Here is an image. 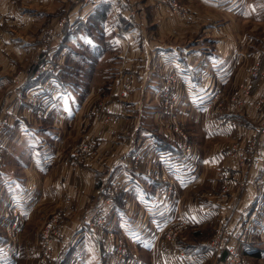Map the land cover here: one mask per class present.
Here are the masks:
<instances>
[{
  "label": "rangeland",
  "instance_id": "1",
  "mask_svg": "<svg viewBox=\"0 0 264 264\" xmlns=\"http://www.w3.org/2000/svg\"><path fill=\"white\" fill-rule=\"evenodd\" d=\"M75 1L78 13L73 17L72 0H0V23H4L0 40H11L7 53H0V73L11 77L8 84H0V137L11 136L9 147H18L17 156L9 157L3 167L7 144L0 140V264L13 260L15 264H135L152 258L156 263L153 253L158 242L174 258L179 252L180 263L187 255L185 245H191V252L207 242L209 250L198 263L214 264L220 251L211 243L221 222H231V216L241 219L240 225L231 222V226L246 230L245 240L252 246L248 253L238 248L241 258L264 264V188H255L264 176V0H117L108 23L78 26V41L71 39L74 31L69 28L77 23L70 24L84 1ZM141 4L146 9L139 8ZM4 7L13 14L1 15ZM119 9L122 16L137 14L140 22L124 23L126 41L136 45L137 35L145 38L135 46L139 59L129 56V66L124 61L130 48L113 45V49L102 37L89 39L86 30L94 35L113 33L111 22ZM17 14L24 21L15 20ZM147 38L167 44L160 47L163 54L172 46L190 52L203 49L198 62L202 65L222 48L230 55L232 68L220 80H230L219 82L214 93L209 87L211 99L198 103L193 93L196 83L183 82L180 69L149 75L147 58H152L151 70L158 59L153 51L142 57ZM87 40L104 44L102 54ZM137 61L144 67L138 75L132 68ZM170 76L175 80L172 87ZM9 96L13 113L20 116L4 110ZM23 96L24 107L14 103ZM10 124L18 131L9 136ZM24 146L36 147L31 155L36 165L27 164ZM251 146L255 148L250 152ZM241 149L246 152L243 159L238 156ZM261 156L255 166L254 159ZM218 160L219 171L208 166L202 172V165ZM229 164L237 165L230 175L224 169ZM4 169L11 174H4ZM195 172L202 173V181L183 189L179 176L192 177ZM234 176L235 185L229 182ZM213 201L225 216L230 214L197 226V217L203 218L205 205L212 206ZM247 211L249 221L244 217ZM162 220L154 251L139 249V242L136 246L127 239L132 237L126 232L130 224L148 234ZM71 223L75 228L67 234ZM91 225L99 240L111 233L116 247L105 251L95 242L94 248L88 239V246L97 252L91 255L87 244L83 247V231ZM22 247L24 256L18 259ZM109 252L114 259L106 263L103 259ZM222 252L225 262L227 253Z\"/></svg>",
  "mask_w": 264,
  "mask_h": 264
},
{
  "label": "crops",
  "instance_id": "2",
  "mask_svg": "<svg viewBox=\"0 0 264 264\" xmlns=\"http://www.w3.org/2000/svg\"><path fill=\"white\" fill-rule=\"evenodd\" d=\"M42 1H47V0H42ZM74 1L73 2V10H72V13L71 15L74 17L75 15H77L78 11H75L74 10L78 7V6H75L76 4V1L75 0H72ZM99 2H97L96 4L94 5H87V4H80L81 5V10H80V13L78 14V18H74L73 22L70 23V24H73L75 22H77L75 24V26L73 28H69L70 30H73L74 33H71L72 34V40H75V41H78L80 38H79V31L77 29H79V25L80 24H84V25H87V24H93L95 27L99 24V23H108L109 21H107V19L109 18L110 19V15L113 11V7L114 4L116 3L117 0H98ZM140 4V3H139ZM139 8L142 7V9H146V6L144 5H139L138 6ZM9 8H2L3 12L1 15H6L9 13V14H13V12H11V8L8 10ZM117 9V8H116ZM10 11V12H9ZM135 11L137 12L138 11V8L136 7ZM122 12H123V9H119V16L118 18H116L114 21H112L111 25L113 26L112 28V31L113 33L111 34H105L107 32H104V33H101V34H96L94 35L92 33V31L88 28L86 30H88V36H89V39H97L95 36H99V37H102L101 40H104V41H108L109 45H111V47L113 49L114 46H120L121 45L125 46L126 48H130L131 51L130 53L129 52H126L128 53V60L124 61V63L126 62V65L129 66L128 62H132V60L130 59L129 56L132 55V57H135L137 52L136 51V48L135 46L137 44H139V40L140 39H143L145 40V38L141 35H137L136 37L138 39V41L136 42V45H135V41L133 40L132 43H129L128 41H126V38L123 36V33H122V30H123V25L124 23L126 25H135V24H140L139 22V19L137 18V14L136 16H134V18H131L130 16H122ZM25 15V14H24ZM164 17V16H163ZM14 19L17 21H24L25 17H22L21 14H17L16 16H14ZM93 19H97L99 22L97 24L93 23ZM108 19V20H109ZM159 20V23L162 21L160 18H157ZM1 20L4 21V18H1ZM69 24V26H70ZM1 27L4 26V23L1 22L0 23ZM90 27V26H89ZM162 27V26H160ZM104 36V37H103ZM78 37V38H77ZM87 38V36H86ZM136 38V39H137ZM81 39H85L84 36H81ZM86 41V40H85ZM88 41V40H87ZM92 40L88 41V45H90L92 48L95 47L94 44L97 45L98 49L96 50L97 54H102V51L99 50L100 48H102L104 46V44H98V43H92L91 42ZM7 44V47L4 48V46ZM11 44V40H9L7 37H3V39L0 40V48H4L2 49V51H0V53L2 52H5L4 54L7 53L8 51V46ZM123 46V47H124ZM160 47H167V44H164L163 46V43L159 44V42H153V39L150 40L149 38H147V43L145 44V48H146V52H145V55L144 53H142V57H145V56H151V53H149L150 51L153 53H157L156 54V58L158 59L156 62H158L156 65H155V70H151L150 69V60L152 58L148 57L147 58V64H146V67L147 69H149V75L151 73V75H155V73L157 71H160V70H168V69H174V68H178L180 69L179 71L183 73V82H188L187 84L188 85H191L193 84L194 82L196 83V92H193L195 95V97H197L199 99V102L198 103H205L207 102V100L211 99V96L213 95V93L215 92V90L219 88V82H227L229 80H220V79H223V78H226L228 75H225V73L227 71H231V68H232V62H229V56L227 51H223L222 48H218L220 51V54H218L219 52H216L215 54H209L208 56L211 58L210 59V62L209 60L207 61H203L204 62V65H202L201 63H198L199 62V59L203 57H200V56H204V51L203 49L202 50H196L195 52H190L187 50V48H181L179 46L180 49H177L176 46H172V47H169V48H166V52L163 54L160 50ZM144 48V49H145ZM153 48V49H152ZM152 49V50H150ZM22 50V49H21ZM98 50L100 52H98ZM23 52V51H22ZM162 53V55H159L158 54ZM189 53V54H188ZM2 54V55H4ZM179 55V56H176V55ZM155 56V55H154ZM194 56V57H193ZM196 56V57H195ZM1 58V57H0ZM137 58V59H136ZM136 60L139 59V56H136L135 57ZM135 60V61H136ZM223 61V63H222ZM229 62V64H227ZM5 63V62H3ZM8 64V62H7ZM149 64V65H148ZM222 64H225V65H222ZM131 65V63H130ZM132 67V66H131ZM134 68V71H136L137 75L139 73H143V66H140L139 64V61L136 62L135 65H133ZM153 71L154 74L152 73ZM140 76H142L140 74ZM147 76V75H146ZM35 79H38L37 77H34ZM138 78V77H137ZM192 78H195L194 81ZM11 80V77H9V75H6L5 73L4 74H1L0 73V84L4 85V84H8ZM143 80V78H142ZM217 81V85L214 86V82L212 83L214 87H212L210 84L211 81ZM138 81V80H137ZM30 82L33 83V79L30 78ZM198 82V83H197ZM26 82L24 84V86H26ZM211 87V88H214L213 91L212 90H209L208 92H206V90ZM147 88H150L149 85ZM213 93H212V92ZM19 94L21 95L22 92L19 91ZM146 94H148V92L146 91ZM210 94V95H208ZM23 95V94H22ZM8 99V100H6ZM5 99V102H6V105L4 106V110H6L8 113H10V115L12 114L13 116H20L19 114H15L13 113V104H12V100H11V96H9L8 98ZM19 100H17V102H14L16 104H18L19 106H25V96H23V99L21 98L20 101L18 102ZM38 111V110H36ZM24 117V116H23ZM24 120H28L27 118H24ZM33 121H36V120H33ZM10 128L7 132V134H9L10 136V133L12 131H15V133L18 131L17 127H15V129L12 128V125L10 124L9 125ZM2 137H0V140H4L3 142L5 143L6 142V146H5V153L4 154H7L8 157L6 158V160L2 163L4 164L3 167H5L6 164H8V160H9V157H13V156H17V148L16 149H12L11 147H9L10 145V142L11 141H14L11 136L7 138V136L5 134H3V139H1ZM23 140L20 141V143L22 142ZM2 142V143H3ZM22 146V145H21ZM25 147V146H24ZM25 150L27 149L28 151H26V155L27 157L29 158L28 159V162L27 164H32L33 166L36 165L37 163L34 162L31 158V155H32V152L33 154L35 153L36 151V147L32 148V149H29L27 147L24 148ZM30 150V151H29ZM3 152H4V149H3ZM2 152V153H3ZM18 160L19 162H23V158L20 157V154L18 155ZM31 160L33 161V163H36V164H33L31 163ZM27 165V166H29ZM183 166H185V164H183ZM208 166H210L209 168H212V169H216L217 171H219V169L217 167H220L221 164H220V161H216V164L213 163V164H207V165H202L200 168L202 170V172H205L208 170ZM2 167V168H3ZM207 169H204L206 168ZM237 167L236 164H229V166H225L224 165V169L227 170V172H229V175L231 174L232 170L235 169ZM196 168V167H195ZM223 170V171H225ZM4 174H11V172H9L7 169L5 170L4 169ZM180 172H182V170L180 169ZM200 172V171H199ZM199 172H195L194 175L192 177H188L186 173H182V176H179V183L183 186V189L184 187H188L189 185H198L202 179H203V176H202V173H199ZM225 173V172H224ZM233 174L235 176H238V171H233ZM225 175H227V173H225ZM232 176V175H231ZM235 176L231 179L229 178V182L230 184H233L235 185ZM29 185V184H28ZM214 185V183L212 184ZM13 192V191H12ZM145 197H149V193H139ZM250 194L252 195V191H250ZM262 196H264V193L262 194ZM144 197V198H145ZM0 199L2 200V197L0 196ZM204 205L201 206V209ZM198 207V206H197ZM204 210V213L205 215L203 214V218H199L197 217V226H201L204 222H211V220H213L211 223L213 222H219V220H224L226 219V217L228 216V214H230V211H227V216H225L224 214V211L223 210H219V208H217V205L215 204V202L213 201V205L212 206H207L205 205V208L203 209ZM191 212V211H190ZM249 211H247L246 215L244 216L245 219H247L248 221L250 220V215L248 214ZM250 213V212H249ZM191 216H192V213H190ZM194 216H195V213H194ZM232 219V220H231ZM260 218H258L259 220ZM229 220H231L232 224H234V222L236 223V225H240L238 223H240V218L237 217V216H231L229 217ZM263 221V220H262ZM261 221V222H262ZM162 222H165V220H162L161 222L160 221H156L155 225L152 227V229H150V231L148 232V234H145V231H143L142 228H138V227H135L133 225H129L126 227V232H129V233H132V237L129 238L127 237V239L129 240V242H131V244H137V242H139V249L140 248H143V250L146 249H149L151 252L152 250L154 251V243L157 241V239H160L161 237V227L164 225ZM238 222V223H237ZM74 223H71V224H68V227L66 228L65 232L67 234H69L73 228H75L73 226ZM118 225V224H117ZM82 225H78V227H81ZM96 230L97 233H99L97 231L96 228H94V226H90L89 228H86L84 231H83V234L85 235L84 237V240H83V247L85 246V244H87L88 242V239H91V246H94V248H96V243H99V247L105 251H111L112 248H115L116 247V244H117V241H115L114 239V236L111 237V233H105L104 236L101 237V239L99 240L98 236H96V232L94 230ZM120 230H122L123 232H125V229L124 228H121ZM135 236V237H134ZM93 238V239H92ZM111 238V239H110ZM116 239L118 240V236L116 237ZM96 242V243H95ZM136 245V246H137ZM158 247H156V250H155V253L154 256H157V260H156V263H155V260L154 258H152L151 260L148 259L145 260V261H142V262H138V263H135V264H199V263H203L201 262V259L198 257L200 256L199 253L201 251H203L205 248L208 247V244L207 242L205 243H202V244H197V246L193 247L194 249L192 250L191 249V252L189 251L191 245L187 246L186 245L184 246L185 247V250L187 252V255H186V258H183L181 262L183 263H180L179 261H177V257H178V253H174V255L176 256L175 258L170 254V253H167L169 250L167 246H164L163 243L161 242V246H159V242H158ZM88 246V244H87ZM183 247V248H184ZM251 247V245H250ZM88 246V249L89 251L91 252V255H93V252L95 251V249ZM22 250L23 247L21 248L20 250V254L22 253ZM25 251V250H24ZM95 253H97L95 251ZM102 254V253H101ZM24 254L18 256L20 259L21 257H23ZM84 257V256H83ZM180 258H182V256H180ZM213 258H215L213 256ZM17 259V260H18ZM81 259V258H80ZM103 259V258H102ZM114 259V255L109 252L108 255L105 256V259H103V261H105L106 263H109V262H112V260ZM16 261V260H15ZM199 262V263H198ZM80 263H85L84 260H81ZM214 263H216V260H214ZM10 264H15L14 260L11 261Z\"/></svg>",
  "mask_w": 264,
  "mask_h": 264
},
{
  "label": "built area",
  "instance_id": "3",
  "mask_svg": "<svg viewBox=\"0 0 264 264\" xmlns=\"http://www.w3.org/2000/svg\"><path fill=\"white\" fill-rule=\"evenodd\" d=\"M85 4H88L89 2H94V1H98V0H83ZM176 2V0H173ZM90 4V3H89ZM166 85H167V77H166ZM173 82L171 87L173 86V84L175 83L174 77L170 76L168 79V83ZM251 87L250 83H247L245 85V88L248 90V88ZM246 90V91H247ZM248 94V93H247ZM168 96V94L166 93V97ZM255 147L251 146L250 148V152L254 149ZM239 158L243 159L246 156V152H244V149H241L239 152ZM262 156L261 158H256L254 159L255 162V166L259 165L258 163L260 162V160H262ZM257 163V164H256ZM247 179L242 183L243 185L246 184ZM255 188L257 190H261L264 188V176L262 178H258L256 183H255ZM227 207L232 210L234 208L233 205L227 204ZM246 230H240V229H233L231 226V222L228 221H224L221 222V224L219 225V227L216 230V234L214 236V239L211 243V246L213 248H216L218 251H225L227 253V257H226V261L224 262V264H250L249 262L245 261V258H241L240 253H239V249L236 245V242L238 240L240 241H245V238L247 236L246 234ZM236 241V242H235ZM239 241V242H240Z\"/></svg>",
  "mask_w": 264,
  "mask_h": 264
},
{
  "label": "trees",
  "instance_id": "4",
  "mask_svg": "<svg viewBox=\"0 0 264 264\" xmlns=\"http://www.w3.org/2000/svg\"><path fill=\"white\" fill-rule=\"evenodd\" d=\"M252 191H253V190H252ZM248 214H249V212H248ZM235 242H236V241H235ZM236 245H237L238 248L241 247V249H243V252H245V253H248V251H251L250 244H249L248 241H246V240H245V241H240V243H239V241H237V242H236ZM251 247H252V246H251ZM208 250H209L208 247L205 248L203 251H201V252L199 253L200 256H198V257L201 259V257L205 256V253H206ZM222 254H223L222 251L218 252V258H217V259H219V261H218L217 259H215V260H216V263L218 262V264H224V261L222 260V258H223ZM216 263H214V264H216Z\"/></svg>",
  "mask_w": 264,
  "mask_h": 264
}]
</instances>
